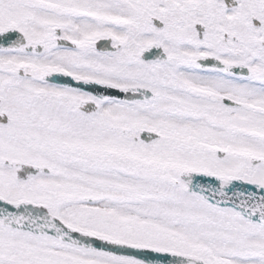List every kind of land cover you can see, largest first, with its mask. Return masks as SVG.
Wrapping results in <instances>:
<instances>
[{
	"label": "snow or ice",
	"instance_id": "snow-or-ice-1",
	"mask_svg": "<svg viewBox=\"0 0 264 264\" xmlns=\"http://www.w3.org/2000/svg\"><path fill=\"white\" fill-rule=\"evenodd\" d=\"M0 264H264V0H0Z\"/></svg>",
	"mask_w": 264,
	"mask_h": 264
}]
</instances>
